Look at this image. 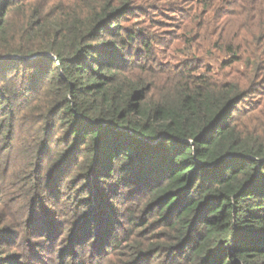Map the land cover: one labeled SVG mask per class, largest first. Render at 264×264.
I'll return each instance as SVG.
<instances>
[{
  "label": "trees",
  "instance_id": "1",
  "mask_svg": "<svg viewBox=\"0 0 264 264\" xmlns=\"http://www.w3.org/2000/svg\"><path fill=\"white\" fill-rule=\"evenodd\" d=\"M0 264H264V0H0Z\"/></svg>",
  "mask_w": 264,
  "mask_h": 264
},
{
  "label": "rangeland",
  "instance_id": "2",
  "mask_svg": "<svg viewBox=\"0 0 264 264\" xmlns=\"http://www.w3.org/2000/svg\"><path fill=\"white\" fill-rule=\"evenodd\" d=\"M219 64H217V63H213V66H215V67H217Z\"/></svg>",
  "mask_w": 264,
  "mask_h": 264
}]
</instances>
